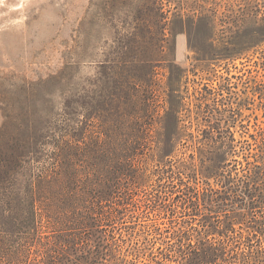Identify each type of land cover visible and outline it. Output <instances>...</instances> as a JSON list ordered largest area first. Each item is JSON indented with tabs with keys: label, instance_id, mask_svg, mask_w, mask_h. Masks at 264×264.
I'll return each mask as SVG.
<instances>
[{
	"label": "rangeland",
	"instance_id": "rangeland-1",
	"mask_svg": "<svg viewBox=\"0 0 264 264\" xmlns=\"http://www.w3.org/2000/svg\"><path fill=\"white\" fill-rule=\"evenodd\" d=\"M0 264H264V0H0Z\"/></svg>",
	"mask_w": 264,
	"mask_h": 264
},
{
	"label": "trees",
	"instance_id": "trees-1",
	"mask_svg": "<svg viewBox=\"0 0 264 264\" xmlns=\"http://www.w3.org/2000/svg\"><path fill=\"white\" fill-rule=\"evenodd\" d=\"M24 156V155H23Z\"/></svg>",
	"mask_w": 264,
	"mask_h": 264
}]
</instances>
